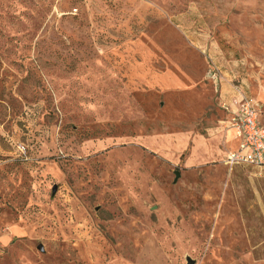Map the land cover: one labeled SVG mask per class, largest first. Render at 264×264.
<instances>
[{
  "label": "rangeland",
  "instance_id": "1",
  "mask_svg": "<svg viewBox=\"0 0 264 264\" xmlns=\"http://www.w3.org/2000/svg\"><path fill=\"white\" fill-rule=\"evenodd\" d=\"M243 99L264 0H0V264H264V166L179 161Z\"/></svg>",
  "mask_w": 264,
  "mask_h": 264
},
{
  "label": "built area",
  "instance_id": "2",
  "mask_svg": "<svg viewBox=\"0 0 264 264\" xmlns=\"http://www.w3.org/2000/svg\"><path fill=\"white\" fill-rule=\"evenodd\" d=\"M237 147L223 161L228 165L264 166V123L258 117L254 103L243 99L228 121Z\"/></svg>",
  "mask_w": 264,
  "mask_h": 264
},
{
  "label": "crops",
  "instance_id": "3",
  "mask_svg": "<svg viewBox=\"0 0 264 264\" xmlns=\"http://www.w3.org/2000/svg\"><path fill=\"white\" fill-rule=\"evenodd\" d=\"M214 137L206 139L203 138V140L200 136H195L193 134L181 135V137H179L181 143V148L179 149V161H181L180 156L182 155L183 151L187 150L188 148L189 154L184 160L185 167L199 166L214 157H225L229 151H232L237 147V140L234 138V134L232 137L233 140H235V146L230 148L228 151H226V148L223 147V144L225 145L226 140H224L223 137H220L218 134H215ZM206 142L208 144H206ZM175 149H177V147ZM223 157L222 159H224Z\"/></svg>",
  "mask_w": 264,
  "mask_h": 264
}]
</instances>
